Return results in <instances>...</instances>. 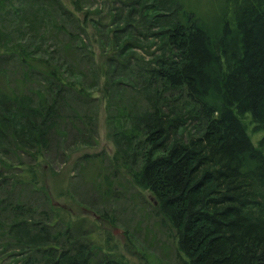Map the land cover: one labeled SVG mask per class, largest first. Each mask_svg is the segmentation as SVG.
<instances>
[{"label":"trees","instance_id":"16d2710c","mask_svg":"<svg viewBox=\"0 0 264 264\" xmlns=\"http://www.w3.org/2000/svg\"><path fill=\"white\" fill-rule=\"evenodd\" d=\"M91 1L0 0V261L130 264L97 259L86 222L42 185L55 136L95 133L96 112L76 106L99 91L114 104V175L150 193L179 264H264V136L257 146L245 122L264 131V0ZM104 172L93 183L109 192ZM27 185L45 208L24 201Z\"/></svg>","mask_w":264,"mask_h":264},{"label":"rangeland","instance_id":"374dc122","mask_svg":"<svg viewBox=\"0 0 264 264\" xmlns=\"http://www.w3.org/2000/svg\"><path fill=\"white\" fill-rule=\"evenodd\" d=\"M90 5L94 9L105 11L108 4L104 0H92ZM88 34V40L94 42L96 62L105 63L106 57L112 54L111 48L95 41L93 30ZM60 38L66 41L64 36ZM54 41L60 42L56 39ZM146 45L147 47L137 51L150 60L156 47L150 43ZM10 80H14L13 76ZM98 94L101 101L97 105L90 108L89 105L76 106L81 112L86 109L96 112L95 133H86L84 128H81L83 132L68 130L67 136L62 139L55 136L50 152L45 157L46 177L42 185L48 189V196L55 205L70 212L77 223L86 222L84 229L87 230L83 233H92L87 237L92 240L97 259H101L104 254H110L130 264H179L174 232L164 223L161 215L156 214L150 193L132 187L123 173L114 175L111 156L116 148L109 119V104H114L111 103L110 92L109 97L104 100V95L99 91ZM249 118L250 116L245 122L248 124L252 141L258 146L264 131H255ZM87 154L91 156L88 163L82 161V157ZM100 166L105 170L104 173L109 171L112 175V187L109 192L105 185L103 188L102 180L93 183L95 170ZM6 190L8 189L4 188L2 191ZM21 197L33 207L45 208L46 196L43 191L34 190L27 185L23 188ZM97 247L102 249L99 251ZM0 264L10 262L3 258Z\"/></svg>","mask_w":264,"mask_h":264}]
</instances>
